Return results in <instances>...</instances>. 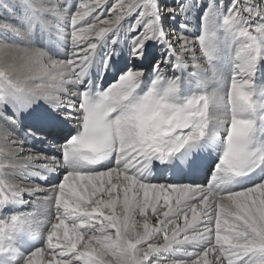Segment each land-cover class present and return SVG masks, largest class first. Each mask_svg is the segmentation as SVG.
<instances>
[{
    "label": "snow or ice",
    "instance_id": "6c2138e0",
    "mask_svg": "<svg viewBox=\"0 0 264 264\" xmlns=\"http://www.w3.org/2000/svg\"><path fill=\"white\" fill-rule=\"evenodd\" d=\"M5 10L2 264H264V0ZM208 150L220 157L206 187L151 182L156 161L195 175Z\"/></svg>",
    "mask_w": 264,
    "mask_h": 264
},
{
    "label": "bare ground",
    "instance_id": "6f19581e",
    "mask_svg": "<svg viewBox=\"0 0 264 264\" xmlns=\"http://www.w3.org/2000/svg\"><path fill=\"white\" fill-rule=\"evenodd\" d=\"M7 2L9 3V0ZM8 3H7V5L5 4L6 6H1L0 7V18H5V19L13 21V19H15L14 14H11L10 10H8V11L5 10V9L8 8ZM192 15L195 17V19L192 22L196 25V29H197L194 34L195 35H199V25H198L199 24V22H198L199 12H193ZM15 22H16V19H15ZM174 25H175V23H174ZM175 27H178V25H175ZM101 62H102V60H101ZM123 65H124V61L123 60H118L117 61V65H116L117 67H121L122 68ZM146 67H148V65H146ZM189 68L191 70V65L189 66ZM96 71L99 72V69H97ZM116 75H117L116 72H109L108 74H106L105 77H104V81H103V87H105V85L107 87V85L109 83H111L115 79ZM262 76H264V66H262V69H261V78H262ZM96 79L97 78H93L94 81ZM30 146L35 148V149H40L41 147H44L45 145H43V143L42 144L37 143V142L34 143V141H33V142L30 143ZM208 152H210V154L205 153V157H204V159L206 161H210V160H214V159H218L219 160L220 153L218 151L208 150ZM197 155H199V153ZM0 159H2V158H0ZM159 166H160V162L156 161L154 166H153V174L157 172ZM31 182L39 183L38 180H32ZM49 183H52V181H49ZM161 183H163V182H161ZM209 183H211V181H209ZM207 184L208 183H206L204 186L206 187ZM173 203H175V195L174 194H173ZM23 210H24V208H21V211H23ZM164 210H166V209L161 208V211H164ZM118 211H119V209H118ZM137 219H142V218L141 217H137ZM181 223H183V221H181ZM189 251H194V249L189 248ZM209 259L211 260L212 257L210 256Z\"/></svg>",
    "mask_w": 264,
    "mask_h": 264
},
{
    "label": "rangeland",
    "instance_id": "374dc122",
    "mask_svg": "<svg viewBox=\"0 0 264 264\" xmlns=\"http://www.w3.org/2000/svg\"><path fill=\"white\" fill-rule=\"evenodd\" d=\"M7 1H8V0H0V7H1V6H6L7 3H8ZM75 2H76V0H73V4H75ZM109 2L111 3L112 0H109ZM162 2L167 3V4H169V5L175 4V0H162ZM231 2H232V0H224L225 9L227 8L228 5L231 4ZM5 4H6V5H5ZM203 7H206V3H205V5L201 6V8H198V9H195V10H194V12H199V15H198V22H199V24H198V25H200V17L203 16ZM103 18H104V19H110L111 17H110V16H105V17H103ZM89 19H90V17H89ZM177 21H179V17H177ZM13 22H15V19H13ZM175 25H178V22H177V24L175 23ZM175 25L173 24V26H175ZM106 50H107L106 48H103V49L100 50V53L98 54L100 60L103 59V55H104V53H105ZM67 51H68V46L65 45V47H64V53H66ZM148 68L150 69L149 66H148ZM149 71H150V70H149ZM98 75H99V72H97V71H94V72H93V78H98ZM117 76H118V73H117L116 77H117ZM116 77H115V78H116ZM113 81H114V80H113ZM113 81H112V82H113ZM112 82H111V83H112Z\"/></svg>",
    "mask_w": 264,
    "mask_h": 264
}]
</instances>
